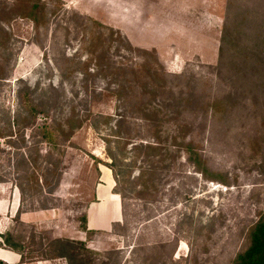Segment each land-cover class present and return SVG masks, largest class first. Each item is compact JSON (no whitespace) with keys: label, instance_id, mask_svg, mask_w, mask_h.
<instances>
[{"label":"rangeland","instance_id":"obj_1","mask_svg":"<svg viewBox=\"0 0 264 264\" xmlns=\"http://www.w3.org/2000/svg\"><path fill=\"white\" fill-rule=\"evenodd\" d=\"M101 167L124 221L85 237ZM0 181L27 263L233 264L264 219V0H0Z\"/></svg>","mask_w":264,"mask_h":264},{"label":"crops","instance_id":"obj_2","mask_svg":"<svg viewBox=\"0 0 264 264\" xmlns=\"http://www.w3.org/2000/svg\"><path fill=\"white\" fill-rule=\"evenodd\" d=\"M101 177L94 190V201L86 209V223L82 234L112 233L116 225L124 221L123 202L115 193L116 181L113 171L101 167ZM21 192L12 181L0 182V260L7 264H30L24 261L23 254L5 244V234L11 221L18 215L22 204ZM28 213L21 214V220H27ZM5 239V240H4ZM91 242H89L90 244ZM90 248V245H87ZM51 261L33 264H50Z\"/></svg>","mask_w":264,"mask_h":264},{"label":"trees","instance_id":"obj_3","mask_svg":"<svg viewBox=\"0 0 264 264\" xmlns=\"http://www.w3.org/2000/svg\"><path fill=\"white\" fill-rule=\"evenodd\" d=\"M111 159L114 162L113 157H111ZM114 174L115 177V181H116V188H115V193L120 195L122 198V202L124 205V197L123 194L117 190V187L119 185V180L118 179V174L115 173V170L113 169V167H109ZM3 182V181H0ZM21 192V194H23L22 188L20 186H17ZM86 223V221H85ZM85 226V224H84ZM86 231V228H84ZM71 241H59L58 243H64V244H71ZM80 243L82 245H84V242L80 241ZM5 244L10 247L11 249L17 251L14 247L8 245V241L5 240ZM86 248L87 252H90L92 250H90V248H88V246H86V244L84 245ZM59 258H66L68 260V264H74L72 263V261L68 259L67 256H65L64 254L61 255ZM0 264H7L3 261L0 260ZM233 264H264V219L256 226L255 230L251 233V244L249 246V248L245 251L244 254L240 255Z\"/></svg>","mask_w":264,"mask_h":264}]
</instances>
